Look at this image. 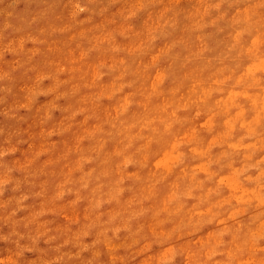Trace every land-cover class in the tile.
I'll return each instance as SVG.
<instances>
[{
    "label": "rangeland",
    "instance_id": "1",
    "mask_svg": "<svg viewBox=\"0 0 264 264\" xmlns=\"http://www.w3.org/2000/svg\"><path fill=\"white\" fill-rule=\"evenodd\" d=\"M84 3L90 9L84 14L91 16L90 26L107 25L109 20H115L119 25L122 22L120 12L127 10L128 19L119 30V38L122 39L120 40L122 44H127L128 41L123 40L128 39L131 32L134 34L135 45L130 43L126 48L122 47L116 36L109 33L108 36L100 37V46L90 47L79 54L68 52L69 59L66 61H61L57 55L47 53V46H42V54L35 57L31 63H26L28 59L26 54L16 55L5 49L9 45L13 49L17 48L20 42L27 40L28 37L44 38L41 37V32L47 37L53 28L68 23L70 0H0V52H3V57L0 58V72L6 78L0 83V87L11 89L10 93L0 92V97L4 99V103L0 104V129L4 130V135L0 136V143L9 136L13 137V142L18 138L33 142L30 137L35 132L38 119L35 109L32 112H19L15 120L9 119L6 115L9 110L25 102V89L32 85L35 75L28 69L31 67L44 69L49 59L58 58L50 64V67H54V75L42 73L36 77L37 81H43V86L47 87L44 96L39 98L37 107L45 104L44 108L54 116L52 124L55 125L54 129L47 133L51 142L41 143L35 154L41 158L49 157L42 165V168L47 169L60 165L61 161H67L73 150L82 151L84 145H88L87 152L99 151L103 145L108 151L106 160L109 164L104 175L111 178L116 186L108 198L114 200L116 206L102 204L101 211L93 215L95 210L91 202L81 200L78 193L72 194L70 198L64 197L63 190L66 185L75 183L77 178L83 183L91 177L93 169L87 155L84 154L71 165H61L55 177L58 190L51 188V181L49 182L46 177L40 184L43 192L36 196L33 192L39 189L21 186L19 179L23 180V175L16 173L18 179L15 186L18 191H11L12 186L5 177L4 184L8 185V188L4 189L5 195L0 200L16 197L24 200L28 207L13 219L29 223L38 222L41 229L47 227L53 232L66 234L63 241L65 251L70 253L75 251L76 256H80L77 248L82 247L86 251L89 244L99 246L103 243L104 249H101L103 264H122V258L116 254L127 253L122 250L121 244L108 242L106 236L110 233L107 228L98 231L101 224L107 222L108 225H112L115 223V217L127 213L128 220L121 221L127 228L131 222L138 219V213L146 211L142 206H138L139 200H151L155 202L153 209L155 223H149V231L166 232L171 238L177 232L176 227L170 226V220L159 218L170 216L172 205L175 204L178 211L182 210L183 215L193 221L189 227L194 235L178 236V243L184 241L180 251L168 249L166 253H160L156 258V264H189L191 255L188 249L197 247L217 253L209 260V264H226V261L242 264L240 257L232 251V246L239 247L237 237L233 234V226L240 228L247 225L253 230V236L257 240L264 233V212L261 211L264 207L261 197L264 194L260 192L261 178L257 171H253L247 174L249 180L245 181L243 162L235 163L231 168L217 174L212 170L214 165L209 153H218V145L227 138L228 130L239 125L241 132L251 140V143L245 142L243 149L245 154L250 153L253 159L264 155L256 140L248 135L251 131L259 129V123L256 126L252 122L256 118H251L248 122L244 105L240 103L242 97L239 93L231 89L224 93L221 87L233 79L237 82L239 75L248 77L252 86L254 79H261L260 60L264 59V55L261 54L264 45L259 35H251V26L241 27L243 24L241 17L247 19L251 14H255L257 18L264 17V7L254 3L253 8L249 10L247 5L234 3L233 0H153L151 4L145 5L137 4L135 0H119L116 4H110L109 0H96L94 3L84 0ZM104 8H107V11L100 14ZM107 26L109 30L114 27ZM48 39L50 44L55 41L56 47L63 49L67 36L57 34ZM80 42L85 48L89 46L86 41ZM109 43L110 52L102 47L103 44ZM33 47L32 44L26 43L25 53ZM122 52L127 57L136 59V64H131L125 55L121 54ZM137 53L139 59L136 58ZM18 64L24 66L17 67ZM13 68L16 71L12 72ZM5 70L11 74L4 72ZM133 70L134 74L142 79L141 87L136 91H130L123 86V82L130 79L129 73ZM9 76L10 81L7 80ZM256 87L260 88L259 85ZM61 88H67V92L58 95L57 92ZM204 88L206 94L198 97L194 106L199 110V105H206L211 100L217 111L214 116L200 120L198 127L204 129L220 116L228 117L225 121V133L223 136L220 134L212 136L208 141L207 151L193 148L192 152L196 158L186 161V166H182L181 154L188 147L185 143L188 133L185 132L183 138L177 137L157 159L145 157L146 161H150L152 169L147 178L142 179L140 172L127 160L123 161L124 167L117 165L113 171L111 161L121 155V145L116 142L121 136V131L124 138L131 141H135L137 136L128 135L130 132L144 131L142 128L136 129L134 124L127 126L126 116L130 120L134 119L141 109L145 112L160 109L167 111L171 102L167 97L179 98L177 103L183 105L179 111L191 110L186 104L187 99L190 96L193 99L195 91ZM64 96L68 97L67 101L64 100ZM117 96L121 99L113 103ZM156 98H159L161 103L153 108L151 102ZM132 99H136L134 106L131 103ZM57 108L59 111L53 113ZM129 113L133 115L129 116ZM21 116L24 117V121L19 119ZM73 127L80 130L74 137L75 149L68 146V141H63L66 137H60L67 135ZM25 129H28L27 134H24ZM16 133L21 135L15 136ZM255 133H259V130ZM192 135L194 138L196 133L193 132ZM146 143L150 148L151 139ZM252 144H256L255 149L252 148ZM20 147L21 152H18L16 157L7 159L9 163L13 159H19L20 162H17L19 169L24 171L33 164V160L25 159L27 154L24 150L27 145ZM61 147L65 149L63 153L58 152ZM53 154L56 155L55 161L51 158ZM205 158H208L207 162ZM141 167L143 168V165ZM130 182L142 185L141 197L138 198L135 193L121 191L122 186ZM213 184L220 192L219 197L213 191L211 186ZM101 195L104 193L101 192ZM245 200L254 207H247ZM7 211L0 212V234H7L12 230L11 222L7 223L2 219L7 215ZM18 231L27 237L33 229L31 227L25 229L23 223H20ZM85 232L88 233L87 236L84 235ZM115 233L121 235L123 242L125 234L120 232L119 224L111 228V234ZM229 239L232 243L222 257L218 253ZM81 240L84 241L83 245L80 244ZM21 243L30 241L25 239ZM260 243L264 245V241ZM40 248L47 257L55 255L51 251V246L45 245L43 241L40 242ZM151 248V244L146 245L141 252ZM14 251L13 245L0 244V258H6ZM39 255L40 253L26 254L29 258L21 260L20 264H30V260L36 259ZM97 255L99 253H93L94 257ZM152 259L149 257L150 261ZM0 264H5V261L0 260ZM81 264L88 262L81 259ZM129 264L134 262L129 261Z\"/></svg>",
    "mask_w": 264,
    "mask_h": 264
},
{
    "label": "clouds",
    "instance_id": "2",
    "mask_svg": "<svg viewBox=\"0 0 264 264\" xmlns=\"http://www.w3.org/2000/svg\"><path fill=\"white\" fill-rule=\"evenodd\" d=\"M96 0H88V3H94ZM137 4L145 5L151 4L153 0H135ZM234 3L247 5L248 9L251 10L254 6V3L260 4L264 7V0H233ZM110 4L119 3V0H109ZM70 11L68 13V23L64 24L62 27L53 28L52 31L45 36L44 32H41V37H28L27 40L21 41L17 48L13 49L11 45H9L5 51L19 55L24 53L27 55L28 59L26 63H31L32 60L41 55V47L47 46L46 51L49 54L57 55L61 61H66L69 59L67 53L75 52L79 54L80 51L87 50L90 47L100 46V37L108 36L109 33H112L116 36L118 43L122 47H127L130 43L135 45L136 41L134 38V34L129 32V38L123 41H128L127 44H122L119 38V30L124 22L128 19L127 10L120 12L121 23L119 25L116 24L115 20H109L107 25H113L114 27L109 30L107 25L99 24L92 25L91 16H85V13H88L90 9L87 4L84 3V0H70ZM107 11V8L101 10L100 14ZM243 24L242 28H246L251 26V35H259L261 37L262 45H264V17L257 18L255 14H251L247 19L241 17ZM59 34L60 36H67V41L64 44V48L61 49L56 47L55 41L51 44L49 43L48 37L56 36ZM119 38V39H118ZM80 41H86L89 45L85 48ZM32 44L34 47L29 49L27 53H25V44ZM103 49L105 51L110 52L111 45L103 44ZM125 55V58L129 60L131 64H136V59L127 57L125 53H121ZM262 55H264V48H262ZM3 57V52H0V58ZM57 58V59H58ZM136 58L139 59V53L136 54ZM57 59H49L44 67V69H37L36 67H31L28 71L33 72L34 78L32 85L25 89V102L20 104L17 107L9 110L7 112V117L9 119H17V114L21 111L32 112L35 109L37 114V124L35 125V132L30 137L33 141L29 143V140L18 138L13 142V137L9 136L0 143V198H3L5 193L4 189L8 188V185L4 184V178L7 177L9 180V184L12 186V190L18 191L15 186V181L18 179L15 175L16 173H20L23 175V180H20L21 186L27 185L31 189H39L34 191L33 194L39 196L43 189L40 188L41 182L45 180L47 177L48 181H51V188L54 190H58V186L56 184L55 177L57 173L60 171L61 165L67 164L71 165L74 161L81 158L82 154L87 155L88 162L91 165L93 172L88 181L81 183L77 178L76 182L71 185H66L64 188V197L70 198L72 194L78 193L80 195L81 200H88L92 204V208L95 212L101 211L102 204H111L115 207V201L110 200L108 198L109 194L115 191V184L112 182L111 178L104 175L105 170L109 167V164L106 160V156L108 155V151L105 150L104 146L101 145L99 151L87 152L88 145H84L82 151L73 150L72 155L69 157L67 161H61L60 165H54L47 169L42 168L44 160L49 158L47 156L41 158L36 156V148L41 143H50L51 138L47 136L48 131L54 129V125L52 124L54 120L53 114H49V112L44 108V105H40L37 107L39 102V98L44 96V90L47 87H44L43 81H37L36 77L40 74H55L54 67H50V64L56 61ZM239 59V57H237ZM261 65V80H264V59L260 60ZM24 65L18 64L17 67H23ZM238 66V65H237ZM12 72L16 71L15 68L11 70ZM11 74L10 71H4ZM130 79L123 82V86L128 88L130 91H136L141 87L142 79L140 76L134 74L133 72L129 73ZM6 78L0 72V83L5 81ZM7 80H11V76L8 77ZM83 87V83H82ZM223 88V92L227 93L229 89L233 91H237L241 93V104H247L246 99L243 97L246 95L247 91L252 88L251 82L237 83L235 79L231 82H225L221 86ZM145 91H147L145 89ZM0 92H11L10 88L0 87ZM67 92V88H61L57 94L63 95ZM260 97L262 103H264V83L260 85ZM139 95V94H138ZM34 97V98H33ZM65 101H67L68 97H63ZM138 98V97H137ZM121 97L117 96L113 103L117 100H120ZM171 102L168 104V110L164 111L163 109L151 112H145V110H138V115L135 116L134 119H129L128 116L125 117L127 122V126L135 125L136 129H144L142 133L138 132H130L128 135H136L137 139L135 141L128 140L124 138V133L121 131V136L117 138V143L121 145V155L119 157H115L111 161V167L113 171L117 165L124 167L123 161L127 160L129 164L135 166V170L140 172L142 179L148 177V175L152 172L150 167V161H146L145 157L151 156V158L157 159L159 154L168 148L177 137L183 138L185 132L188 133V139L185 140V143L188 147L182 152V159L180 164L182 166H186L185 162L191 159H195L192 149L200 148L203 151H207L208 149V141L212 136L223 134L226 131L225 121L228 117L220 116L211 122L206 128L200 129L198 127L200 120L205 117H212L216 114V106L214 102L209 100V102L205 104L199 105V110L197 108H192L191 110L179 111L180 108L183 107L182 104H178L177 100L179 98L167 97ZM4 103V99L0 97V104ZM50 103V101L48 102ZM46 103V104H48ZM132 105L136 104V99H132ZM152 106L155 108L156 105L161 103L159 98L152 100ZM24 105H28V107H24ZM59 108L54 110L53 113L58 112ZM264 112V108L261 109ZM4 114V113H3ZM5 115V114H4ZM132 113H129V116H132ZM21 121H24V117H19ZM264 120V116L261 117ZM26 122V121H25ZM78 123V122H77ZM115 127V125H114ZM261 131L257 135L255 132H251L248 135L256 140V144L259 145L260 151L264 152V124L260 125ZM79 129L73 127L72 130L64 136L66 137L63 141H68V146L75 149L74 145V137L79 134ZM28 129L24 130V134H27ZM193 132L196 133L193 138ZM43 134V135H42ZM4 135V130L0 129V136ZM20 133H16L15 136H20ZM111 135V134H109ZM99 139V138H98ZM151 139V147L146 143ZM189 140L191 141L189 143ZM62 141V143H63ZM251 143V140L245 136L243 132H241L239 125L235 128L228 130L227 138L223 139L222 142L218 145L219 152L218 153H209L211 158V162L214 165L213 171L217 174L222 173L224 169H229L233 166V164L238 162H243V173L244 180H249L248 173H252L253 171H257L261 178V187L260 192L264 194V155H260L258 159H253L252 155L245 154L243 151L245 147V142ZM256 144H252V148H256ZM21 145H27V148L24 152L25 159L33 160V164L24 171L19 169L17 162L19 159H13L11 163H9V157H16L18 152H21ZM15 149V151H13ZM31 149V151H30ZM64 148L61 147L58 149V152L63 153ZM51 158L55 161L56 155L53 154ZM208 158H205V162H207ZM143 165V168L141 167ZM157 182H159V177L157 174ZM213 187V191L217 197L220 196V192L216 190L215 185H211ZM142 185L140 184H132L131 182L128 185H124L121 188V191L128 193H135V195L139 198L143 194L140 192V188ZM101 192L104 195H101ZM119 195V193H117ZM262 203H264V195L261 197ZM66 202V201H65ZM247 207L252 208L254 205L248 204L247 201H244ZM154 205L155 202L148 200H139L138 206H142L146 211L138 213V219L135 222H131L127 228L124 227L123 221L128 220L127 213H121L117 217H115V223L112 225H108L107 222L105 224H101L98 228V231H104L107 228V231L110 233L106 236V239L109 243H119L123 246L122 250L127 253V255L121 254V252L116 255L122 258V264H129V261L134 262V264H156V258L160 253H166L168 249H175L177 252L180 251V246L184 243L183 240L177 242L178 236L189 237L193 236L194 233L192 229L189 227L193 223L188 217L183 215L182 210H177V206L175 204L172 205V212L170 216H161L159 219L162 220H170V226H174L177 229V232L173 234L171 238H169L165 233H161L159 231L150 232L148 225L149 223H155L153 220L154 216ZM28 206L25 204L24 200H21L19 197L15 199L8 200H0V212L7 211V215L2 217L3 220H6L7 223L11 222L12 230L7 234H0V244L8 245L11 244L14 246V253L6 258H0V260L5 261V264H20L21 260L28 259L29 257L26 254H34L40 253V255L36 259H31L30 264H81V259L87 261L88 264H103L101 256L103 255L104 249L103 243L99 246H94L89 244L87 250L85 251L82 247L77 248L76 251L80 252V256H76V252L73 251H65L64 247V239L66 238V234L62 235L60 232H53L50 228L41 229L38 227L37 223H29L25 220L16 221L13 218L17 216L19 212H24ZM230 211V209H228ZM264 212V207L261 209ZM103 214V213H102ZM23 223V227L25 229H29L30 227L33 229L27 237L24 233L18 231L19 224ZM116 224L120 225V232L124 235V240L121 242V235L119 233L111 234V228L115 227ZM233 234L237 237V244L239 247L232 246V251L236 253L242 264H264V245H261L260 241H264V233H262L257 240L253 236V230L248 228L247 225H244L240 228H236L233 226ZM85 236L88 235L87 232L84 233ZM95 235V232L93 233ZM27 239L30 243H21ZM43 241L45 245L51 246V251L55 253L50 257H47L44 250L40 248V242ZM84 241L81 240L80 244L83 245ZM231 239H229L228 243L224 248L220 249L219 255L222 257L227 253L229 245H231ZM152 245V248L141 252L142 249L145 248L146 245ZM188 252L191 255L189 260V264H209V260L214 257L217 253L210 252L207 248H189ZM93 253H99L97 256H93ZM87 254V256L85 255ZM149 257L153 259L150 261ZM226 264H233L231 261H226Z\"/></svg>",
    "mask_w": 264,
    "mask_h": 264
},
{
    "label": "bare ground",
    "instance_id": "3",
    "mask_svg": "<svg viewBox=\"0 0 264 264\" xmlns=\"http://www.w3.org/2000/svg\"><path fill=\"white\" fill-rule=\"evenodd\" d=\"M254 78H256V77H253V79ZM244 82H250L248 77H245L244 75H239L237 83L239 84V83H244ZM253 83H254V86H252V88H250L247 91L246 95L243 97L247 101V104L246 105L243 104V105H244L245 113H246L245 116L247 117L246 120L249 122L251 120V118H253V119L256 118V120L252 121V122H254V125H256V126L259 123L258 124L259 125L258 126L259 127L258 130H259V133H260V131H261L260 125L264 124V122L261 121L262 120L261 117L264 116V112L261 111V109L264 108V103H262L261 97H260V94H259L260 93V88H257L256 86L259 85V87H260V85L262 83H264V81L261 80V79H257V80L254 79ZM206 92L207 91L205 90V88L204 89H197L195 91V93H194V98L191 99V96H190L187 99V101H186V104H188L189 109L197 108V107L194 106L195 101H197L196 99H198V97H200L202 95L204 96L206 94ZM239 96H241V93H239ZM208 98H209V95L207 93V99ZM251 125H253V124H251ZM257 131H254V132H257ZM259 133H257V134H259Z\"/></svg>",
    "mask_w": 264,
    "mask_h": 264
}]
</instances>
